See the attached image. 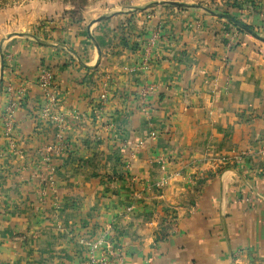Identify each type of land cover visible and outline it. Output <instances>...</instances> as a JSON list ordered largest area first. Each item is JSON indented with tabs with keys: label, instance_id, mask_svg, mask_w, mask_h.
I'll use <instances>...</instances> for the list:
<instances>
[{
	"label": "crops",
	"instance_id": "crops-1",
	"mask_svg": "<svg viewBox=\"0 0 264 264\" xmlns=\"http://www.w3.org/2000/svg\"><path fill=\"white\" fill-rule=\"evenodd\" d=\"M191 9L143 61L115 49L128 11L75 37L51 30L46 43L29 30L0 37L3 119V91L25 88L11 131L0 120V264H86L87 243L98 240L123 264H264V44L248 33L228 47V20ZM244 17L264 24V15ZM41 64L60 89L50 108L64 122L60 155L58 131L37 128ZM102 77L113 84L107 129L92 110L91 81Z\"/></svg>",
	"mask_w": 264,
	"mask_h": 264
},
{
	"label": "rangeland",
	"instance_id": "rangeland-1",
	"mask_svg": "<svg viewBox=\"0 0 264 264\" xmlns=\"http://www.w3.org/2000/svg\"><path fill=\"white\" fill-rule=\"evenodd\" d=\"M250 1L251 0H0V37L1 39L3 37L7 39V36L9 37L13 35L19 37V33L28 32L29 30L30 34H32L33 36L36 35V41L46 43L48 41L47 35H49V31L51 30L62 28V30L67 31V33H72V36L75 37V35L79 33L80 30L85 31V29L91 22L96 23L98 19H105L116 12L128 11L130 12L128 13V15H130V19H127L126 17L123 19L124 21L122 23V27L119 31H117L118 37L115 39V41H117V48L115 49H117V51L121 55L125 53V49H128L131 52H134L136 55H140L139 59L143 61L145 57V48L153 47L154 45L156 46V42L161 38V34L167 28L169 22L172 23L175 17L179 15L183 17V15H181V12H184L185 8H197L200 11H204L207 13L213 12L222 16L226 11L230 12V14L234 12V10L230 9L229 7L230 5H232V3L235 2L237 5L241 6V9L235 15L238 17V19L244 20L243 18H246L244 17V15L255 12L248 6ZM258 1L260 10L259 12L255 13L261 14L263 16L264 0ZM142 14H145V18L141 17L143 16ZM253 28V33L264 38V24L258 29L255 27ZM223 32H226L228 47L233 46V39L237 35L245 34L239 33L235 29H232L229 24L227 30L223 29ZM131 36H133L134 38L135 36L137 37L136 39H132ZM228 36H230L231 38H228ZM118 38L119 40H117ZM68 40L69 41H67V43L66 41H64L58 45V47H62V52L64 51L68 53L67 50L72 47V44L74 45V41H72L71 43L69 38ZM123 41H125L126 46L122 44ZM152 42L153 44H155L153 45ZM257 42H259L260 44H264L260 41ZM65 44H67L68 46ZM65 48L67 50H64ZM71 58L72 57H70L69 59L65 58L63 60L65 63H69L70 66H73V63H75V61L72 62L70 60ZM5 61H7V63L5 62V66L10 71H13L15 67L14 61L13 57L9 53H6ZM53 70L54 69H52V67L41 64L39 71L34 78L35 82L41 89H43L40 84L42 80H47L51 84V86L46 89V91L44 89V92L42 91L43 102L38 108V110H40V116L37 123V128L47 129L49 126H51L52 128L54 127V130H56V132L58 131L57 133H55L56 143H54V145L52 146V152L55 155H60L63 154L65 149L63 148L64 140L61 133L64 122L61 116L53 114L55 109L54 106L56 105V103L46 107L47 103L45 102L47 99L48 91L53 93L55 98L59 97L58 94L60 89L57 84L56 74L53 72ZM109 79H111V81ZM91 82L92 89L96 94L92 108V110H94L93 117L97 119L98 127H102L104 129L111 128L113 127V116H111L112 114L109 110L110 106L112 105L109 102V91L113 85H110L112 82V77L108 79L106 77H102V79L98 78L96 80L93 79ZM9 86H11V83H9L7 87ZM11 87L16 90H24V92L22 93L23 96L20 98L22 102L25 98L24 85L17 84L16 86ZM3 94L8 97V103L6 106L7 108H5V114L8 117H6L7 119L5 120V118H2L3 114H1L0 120H2L3 126L6 130V124L4 120L7 121L13 128L14 111L9 110V105L11 103L12 97L8 95L6 89L5 91H3ZM102 95H104L103 99L101 98ZM58 99L59 98H57V100ZM145 105L146 104H144L143 106ZM50 108H52L53 112L50 110ZM46 109H48L47 114H45ZM10 118L11 121L9 120ZM60 119H62V122L59 123ZM6 151L7 154L12 155V157L15 159L14 155L16 151L13 152L14 149L8 148ZM39 153H41V151H39ZM43 154H45V152H43ZM43 154L41 153V156ZM1 155L2 154L0 152V156ZM9 155L8 157H10ZM224 158H226V156H224ZM224 158L222 159V161L226 162L227 158ZM0 161H2L1 158ZM117 163L119 164L120 162ZM120 164L124 165V163ZM1 165L2 162H0V168Z\"/></svg>",
	"mask_w": 264,
	"mask_h": 264
},
{
	"label": "built area",
	"instance_id": "built-area-1",
	"mask_svg": "<svg viewBox=\"0 0 264 264\" xmlns=\"http://www.w3.org/2000/svg\"><path fill=\"white\" fill-rule=\"evenodd\" d=\"M41 87L46 91L51 84L47 80H42L40 82ZM8 95L12 97L11 103L9 105V110L14 111L18 107V104L21 103L20 98L23 96L24 90H16L13 87L9 86L6 88ZM104 98V95L101 96ZM47 106L51 104H55L57 102V98H55L54 94L50 91L47 92V99L45 101ZM48 109H46L45 114H47ZM62 122V119L59 120V123ZM10 124L6 125L7 133L10 131ZM12 147V145H10ZM129 210V209H128ZM88 253H87V263L86 264H123L122 256L119 252L114 250L109 243H104L102 240L88 242Z\"/></svg>",
	"mask_w": 264,
	"mask_h": 264
},
{
	"label": "trees",
	"instance_id": "trees-1",
	"mask_svg": "<svg viewBox=\"0 0 264 264\" xmlns=\"http://www.w3.org/2000/svg\"><path fill=\"white\" fill-rule=\"evenodd\" d=\"M258 0H251L250 3H249V7L254 10L256 13L259 12V4H258ZM230 9H233L234 12L232 14H230V12H225L224 15H222L221 17H225V19H227L228 21V24L229 26L232 28V29H235L237 32L239 33H245L247 34L249 31L253 32L254 28L252 26H248L247 24H245V22L241 19H238V17L235 15L240 9H241V6L237 5L235 2L232 3V5H230L229 7ZM128 16L127 19H130L129 16L130 15H126ZM130 21V20H129ZM122 27V24L121 26ZM124 46H126L125 44V41H123L122 43ZM236 45H238L239 43L236 42L235 43ZM234 45V46H236ZM1 87H3V83L1 82Z\"/></svg>",
	"mask_w": 264,
	"mask_h": 264
},
{
	"label": "water",
	"instance_id": "water-1",
	"mask_svg": "<svg viewBox=\"0 0 264 264\" xmlns=\"http://www.w3.org/2000/svg\"><path fill=\"white\" fill-rule=\"evenodd\" d=\"M102 20H103V18H100V19L97 20V22L102 21ZM248 33H249L251 36H253L255 39H257L258 41L264 43V38H262V37H260V36H258V35H256V34H254V33L251 32V31H249Z\"/></svg>",
	"mask_w": 264,
	"mask_h": 264
}]
</instances>
